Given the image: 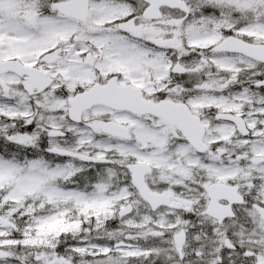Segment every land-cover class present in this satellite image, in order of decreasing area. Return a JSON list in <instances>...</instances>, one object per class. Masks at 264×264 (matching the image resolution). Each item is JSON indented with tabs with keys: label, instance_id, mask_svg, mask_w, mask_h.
<instances>
[{
	"label": "snow or ice",
	"instance_id": "obj_1",
	"mask_svg": "<svg viewBox=\"0 0 264 264\" xmlns=\"http://www.w3.org/2000/svg\"><path fill=\"white\" fill-rule=\"evenodd\" d=\"M0 264H264V0H0Z\"/></svg>",
	"mask_w": 264,
	"mask_h": 264
}]
</instances>
